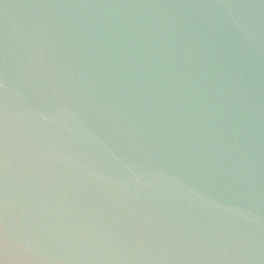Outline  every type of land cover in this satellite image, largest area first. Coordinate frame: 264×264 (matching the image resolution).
<instances>
[{
  "label": "water",
  "instance_id": "1",
  "mask_svg": "<svg viewBox=\"0 0 264 264\" xmlns=\"http://www.w3.org/2000/svg\"><path fill=\"white\" fill-rule=\"evenodd\" d=\"M0 264H264V0H0Z\"/></svg>",
  "mask_w": 264,
  "mask_h": 264
}]
</instances>
